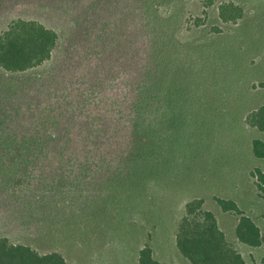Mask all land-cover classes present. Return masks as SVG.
Segmentation results:
<instances>
[{"label":"trees","instance_id":"1","mask_svg":"<svg viewBox=\"0 0 264 264\" xmlns=\"http://www.w3.org/2000/svg\"><path fill=\"white\" fill-rule=\"evenodd\" d=\"M175 1L0 0V13L61 8L73 23L55 63L39 75L28 71L50 58L57 34L21 19L0 33V189L22 185L15 198L21 206L11 211L22 225L55 224L54 230H61L63 222L82 228L102 222L111 228L121 196L137 193L144 200L150 181L165 185L166 153L174 152L173 174L178 170V155L187 152L184 128L209 124L204 108L210 99L195 67L186 77L181 58L169 57V42L180 45L155 9L158 2ZM172 19L176 24L178 13ZM247 118L250 128L264 135V104ZM249 149L253 159H264L261 139L251 138ZM251 175L264 191V170L255 167ZM213 200L221 212L238 217L239 243L262 244L258 227L233 200ZM203 204L201 197L184 203L175 231L177 252L189 264H245ZM0 264L65 260L54 250L38 254L0 238ZM138 264L161 263L145 244Z\"/></svg>","mask_w":264,"mask_h":264},{"label":"rangeland","instance_id":"2","mask_svg":"<svg viewBox=\"0 0 264 264\" xmlns=\"http://www.w3.org/2000/svg\"><path fill=\"white\" fill-rule=\"evenodd\" d=\"M156 6L158 21L170 28V38L180 45L169 42L170 59L181 58L186 77L195 67L202 79L201 91L210 99L204 108L209 124L203 129L184 128L187 152L178 155L175 175L176 155L169 152L165 185L150 181L144 200L137 193L130 191L132 195L127 197L121 191L123 196L116 200L118 219L111 228L102 222L90 228L63 222L61 230H54L55 224L22 225L11 212L21 206V200L15 198L22 185L0 189V238L29 246L38 254L54 250L65 264H138V251L145 244L161 264H189L176 250L175 231L184 203L201 197L203 207L213 213L244 263L264 264V191L258 190L251 175L255 167L264 170V159H253L249 149L251 138L264 142V135L250 128L247 118L264 104V0H176ZM177 13L176 24H170ZM17 19L39 22L57 34L59 40L50 58L28 74L49 70L72 29L71 17L61 8L16 7L0 13V33ZM174 176L176 180H172ZM19 181L15 178V183ZM213 197L233 200L252 219L263 237L259 247L236 240L238 217L221 212Z\"/></svg>","mask_w":264,"mask_h":264}]
</instances>
